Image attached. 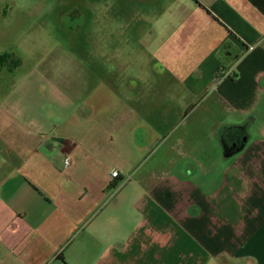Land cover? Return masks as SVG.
Here are the masks:
<instances>
[{"label": "crops", "instance_id": "0c3cea01", "mask_svg": "<svg viewBox=\"0 0 264 264\" xmlns=\"http://www.w3.org/2000/svg\"><path fill=\"white\" fill-rule=\"evenodd\" d=\"M143 1L162 9L138 32L145 58L118 66L104 105L79 91L75 122L113 130L120 95L146 153L130 173L107 164L112 139L65 135L62 107L47 129L0 102V264H264V0Z\"/></svg>", "mask_w": 264, "mask_h": 264}, {"label": "rangeland", "instance_id": "374dc122", "mask_svg": "<svg viewBox=\"0 0 264 264\" xmlns=\"http://www.w3.org/2000/svg\"><path fill=\"white\" fill-rule=\"evenodd\" d=\"M168 1L164 0V5ZM156 4L143 0H0V56L7 54L10 60L0 69V102L9 100L6 105L13 103L22 119L47 129L61 124L62 107L72 114L65 135L83 143L112 139L114 149L108 153L113 156L106 158L107 164L130 173L146 153H134L138 148L131 141L136 142V134H131L132 127H123V98L114 96L113 130H94L91 126L76 130L77 111L82 114L92 105L90 99L84 106L86 94L80 102L79 91L91 92L96 87L99 103L107 102L104 96L110 91L108 86H120L125 81L118 66H125L128 59L145 58L147 50L136 46L138 32L154 25L147 18H157L162 11ZM100 119L95 123L104 126V115ZM168 123L170 120L160 130L156 127L149 132V141L166 135ZM132 188L134 184L128 189ZM129 196L134 198L135 194L126 192L118 201ZM130 214L135 222V215ZM217 262L223 263V258Z\"/></svg>", "mask_w": 264, "mask_h": 264}, {"label": "built area", "instance_id": "2783aa9c", "mask_svg": "<svg viewBox=\"0 0 264 264\" xmlns=\"http://www.w3.org/2000/svg\"><path fill=\"white\" fill-rule=\"evenodd\" d=\"M65 163H66V165H70V159H67V160L65 161ZM111 176H112V178H114V179L119 178V177H120V172H119V170H113Z\"/></svg>", "mask_w": 264, "mask_h": 264}, {"label": "trees", "instance_id": "16d2710c", "mask_svg": "<svg viewBox=\"0 0 264 264\" xmlns=\"http://www.w3.org/2000/svg\"><path fill=\"white\" fill-rule=\"evenodd\" d=\"M5 59H9V55H3V56H0V66L2 65V63L4 62Z\"/></svg>", "mask_w": 264, "mask_h": 264}]
</instances>
